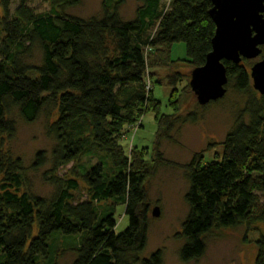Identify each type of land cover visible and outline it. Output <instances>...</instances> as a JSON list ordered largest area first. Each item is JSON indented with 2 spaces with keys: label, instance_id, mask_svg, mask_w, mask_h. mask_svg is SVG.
I'll use <instances>...</instances> for the list:
<instances>
[{
  "label": "trees",
  "instance_id": "16d2710c",
  "mask_svg": "<svg viewBox=\"0 0 264 264\" xmlns=\"http://www.w3.org/2000/svg\"><path fill=\"white\" fill-rule=\"evenodd\" d=\"M46 1L50 11L38 13L31 0H17L14 11V0H0V264H61L65 254L73 256L70 264H163L161 250L143 258L147 183L168 164L162 142L172 139L178 123L198 116H183L175 96L192 90L189 83L179 91L185 76L178 72L166 76L173 113L162 115L148 71L183 62L193 69L205 65L216 31L213 5L173 0L166 8L164 0H139L134 18L124 20L126 0H103L102 15L88 19L66 12L81 0ZM181 43L187 60H172V46ZM36 55L40 62L34 65ZM246 62L224 61L227 90L246 102L222 154L210 162L205 152L195 154L184 167L189 212L178 235L183 264L205 256L210 232L264 223V95L253 89ZM150 110L157 114L153 153H130L122 138ZM14 113L26 124L56 117L47 127L55 142L51 153L37 152L32 163L34 171L51 164L43 175L53 188L49 197L29 189L23 160L4 151L17 133ZM96 156L94 165H79ZM71 164L79 172L60 175ZM81 181L84 200L78 197ZM118 206L129 220L121 234L115 231ZM257 247L256 264H264V236Z\"/></svg>",
  "mask_w": 264,
  "mask_h": 264
},
{
  "label": "rangeland",
  "instance_id": "374dc122",
  "mask_svg": "<svg viewBox=\"0 0 264 264\" xmlns=\"http://www.w3.org/2000/svg\"><path fill=\"white\" fill-rule=\"evenodd\" d=\"M172 1L164 0L166 8ZM102 3L103 0H81L79 6L68 9L66 12L69 15L84 19L101 16ZM138 4L139 0H126V4L121 9L122 18L124 20L133 19ZM16 5L17 0H14L12 11L15 10ZM31 6L38 13L48 12L51 9L50 3L46 0H31ZM0 36L2 37L1 31ZM110 51H112V47ZM171 59L176 61L187 60L186 46L183 43L172 46ZM263 59L264 47L261 57L246 62L245 66L248 72L251 73L254 64ZM39 62V55H36L32 64L37 65ZM193 70L189 64L183 62L173 64L169 70L156 68L148 71V87L154 91V98L160 102L162 115L173 113L169 104L171 90L167 86L166 76L174 72L185 76L184 83L178 87L181 91L184 85L190 83ZM175 97L179 99L183 108V116L194 112L198 118L193 123H178L172 133V139L162 142L161 151L168 164L159 168L147 183L149 232L148 245L143 253V258H149L154 252L161 250L163 252V264H183L179 255L184 242L178 235L182 231V225L189 212L185 201V195L189 188L184 171L185 165L190 162L195 154L205 152L206 162H210L216 159L218 154H222L223 147L221 144L232 129L237 115L246 102V97L238 94L232 88L228 89L223 99L206 106L199 105L193 92L187 94L177 92ZM137 115L138 113L135 117ZM156 115L153 110L147 111L132 126L130 133L123 136L122 145L130 153L133 151L132 148L149 154L153 153L157 133ZM13 118L17 122V133L12 140L5 142L4 151L14 158L23 160L29 189L37 195L49 197L53 193V188L44 181L43 175L51 168V164H47L39 171H34L32 170V163L37 152L51 153L55 142L48 135L47 127L56 117L54 116L50 120L46 115H42L33 124H26L17 113H14ZM98 160V156L91 159L83 158L79 165H94ZM73 168L77 169L78 172L80 170V167L76 168L71 164L62 169L60 175L64 176ZM86 196L87 186L81 181V191L78 197H82L84 200ZM155 209L159 211L158 217L153 216ZM115 218L117 221L116 234H121L129 226L124 206L117 207ZM263 236L264 223L254 221L244 222L235 228L212 231L205 237L207 247L205 256L199 261L189 264H256L258 257L257 242ZM72 259L71 254L62 255L61 264H70Z\"/></svg>",
  "mask_w": 264,
  "mask_h": 264
},
{
  "label": "water",
  "instance_id": "95a60500",
  "mask_svg": "<svg viewBox=\"0 0 264 264\" xmlns=\"http://www.w3.org/2000/svg\"><path fill=\"white\" fill-rule=\"evenodd\" d=\"M210 16L216 26L212 52L204 66L191 74L190 87L199 105L206 106L227 94L229 79L224 61L239 65L263 54L264 0H210ZM250 77L253 88L264 95V59L254 64ZM153 216L158 217L155 209Z\"/></svg>",
  "mask_w": 264,
  "mask_h": 264
}]
</instances>
